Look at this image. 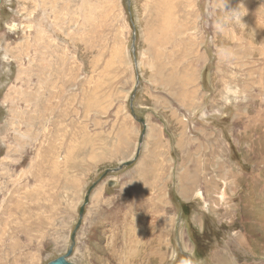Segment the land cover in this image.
<instances>
[{
    "label": "rangeland",
    "instance_id": "obj_1",
    "mask_svg": "<svg viewBox=\"0 0 264 264\" xmlns=\"http://www.w3.org/2000/svg\"><path fill=\"white\" fill-rule=\"evenodd\" d=\"M79 220L74 264H264V0H0V264Z\"/></svg>",
    "mask_w": 264,
    "mask_h": 264
},
{
    "label": "water",
    "instance_id": "obj_2",
    "mask_svg": "<svg viewBox=\"0 0 264 264\" xmlns=\"http://www.w3.org/2000/svg\"><path fill=\"white\" fill-rule=\"evenodd\" d=\"M126 5L129 7L130 6V0H126ZM134 42H135V36L133 35L132 37V45H131V48H132V53L134 54V50H135V45H134ZM139 84V80L137 79L136 81V85H135V89H134V92L136 91V87L137 85ZM127 163H125L126 165ZM82 209L80 210V218L82 216ZM80 220L78 221V223H76V226H75V229L71 235V241H70V244L68 245L66 251L64 254H62L61 256L49 261L47 264H74L72 263L69 258L70 256L72 255L73 251H74V246H75V232H76V229H78L79 225H80Z\"/></svg>",
    "mask_w": 264,
    "mask_h": 264
},
{
    "label": "crops",
    "instance_id": "obj_3",
    "mask_svg": "<svg viewBox=\"0 0 264 264\" xmlns=\"http://www.w3.org/2000/svg\"><path fill=\"white\" fill-rule=\"evenodd\" d=\"M189 192V191H188ZM187 207V206H186ZM186 207H183V208H186ZM179 234V233H178ZM193 244H195V243H193ZM178 246H180L181 248L182 247H185V246H187V245H184V242H178ZM195 246V249H196V245H194ZM199 247V246H198ZM200 248V247H199ZM184 252V254H185V256L183 255V257H185L184 259H185V261L188 263V264H192L193 262L191 261V258L190 257H192L193 256V253L192 252H189V250H185V251H183ZM196 252H198V254H197V256H195V253H194V256L196 257V258H202V257H204V255L203 254H201L202 252H203V250L200 248V251L199 250H197Z\"/></svg>",
    "mask_w": 264,
    "mask_h": 264
},
{
    "label": "bare ground",
    "instance_id": "obj_4",
    "mask_svg": "<svg viewBox=\"0 0 264 264\" xmlns=\"http://www.w3.org/2000/svg\"><path fill=\"white\" fill-rule=\"evenodd\" d=\"M125 164V163H124Z\"/></svg>",
    "mask_w": 264,
    "mask_h": 264
},
{
    "label": "trees",
    "instance_id": "obj_5",
    "mask_svg": "<svg viewBox=\"0 0 264 264\" xmlns=\"http://www.w3.org/2000/svg\"><path fill=\"white\" fill-rule=\"evenodd\" d=\"M204 251V250H203Z\"/></svg>",
    "mask_w": 264,
    "mask_h": 264
}]
</instances>
